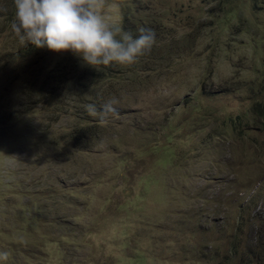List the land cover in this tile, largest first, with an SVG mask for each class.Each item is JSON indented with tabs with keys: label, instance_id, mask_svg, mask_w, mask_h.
<instances>
[{
	"label": "rangeland",
	"instance_id": "374dc122",
	"mask_svg": "<svg viewBox=\"0 0 264 264\" xmlns=\"http://www.w3.org/2000/svg\"><path fill=\"white\" fill-rule=\"evenodd\" d=\"M106 2L155 32L134 65L24 45L0 0V264H264V0Z\"/></svg>",
	"mask_w": 264,
	"mask_h": 264
},
{
	"label": "clouds",
	"instance_id": "9594fccd",
	"mask_svg": "<svg viewBox=\"0 0 264 264\" xmlns=\"http://www.w3.org/2000/svg\"><path fill=\"white\" fill-rule=\"evenodd\" d=\"M15 12L12 32L19 41L56 53L71 52L83 63L98 69L100 66H131L140 57L151 52L156 43L155 32L139 28V35L113 26L106 19V0H14ZM115 98L97 109L95 104L85 106L100 123L118 115ZM9 254L0 252V261Z\"/></svg>",
	"mask_w": 264,
	"mask_h": 264
},
{
	"label": "trees",
	"instance_id": "16d2710c",
	"mask_svg": "<svg viewBox=\"0 0 264 264\" xmlns=\"http://www.w3.org/2000/svg\"><path fill=\"white\" fill-rule=\"evenodd\" d=\"M261 109L262 107L260 109L258 107L256 110H254V113L258 116V118L264 117L262 113H259Z\"/></svg>",
	"mask_w": 264,
	"mask_h": 264
}]
</instances>
